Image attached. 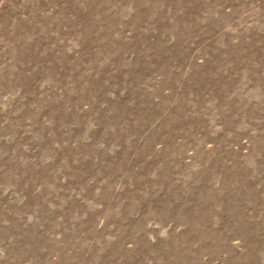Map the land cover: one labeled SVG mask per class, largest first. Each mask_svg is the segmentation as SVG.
I'll return each instance as SVG.
<instances>
[{"label": "rangeland", "instance_id": "rangeland-1", "mask_svg": "<svg viewBox=\"0 0 264 264\" xmlns=\"http://www.w3.org/2000/svg\"><path fill=\"white\" fill-rule=\"evenodd\" d=\"M0 264H264V0H0Z\"/></svg>", "mask_w": 264, "mask_h": 264}]
</instances>
